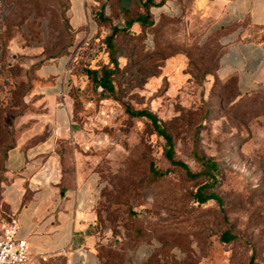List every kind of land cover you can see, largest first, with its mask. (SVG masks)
Returning <instances> with one entry per match:
<instances>
[{
  "label": "rangeland",
  "instance_id": "374dc122",
  "mask_svg": "<svg viewBox=\"0 0 264 264\" xmlns=\"http://www.w3.org/2000/svg\"><path fill=\"white\" fill-rule=\"evenodd\" d=\"M0 2V25L7 44L13 41L8 70L14 84L22 83L20 93L33 85L34 66L69 44L74 50L73 120L100 183L93 232L101 264H132L134 257L141 264H249L251 258L264 264V87L242 93L235 79L218 78V48L189 33L181 19L166 17L148 27L146 41L123 42L133 47L130 67L115 78V94L104 95L87 70L110 66L104 42L109 25H97V33L77 45L70 0ZM123 7L139 10L132 0H112L106 17L120 24ZM3 85L1 97L11 98L12 83ZM34 99L26 95L12 111L36 113L30 111L37 108ZM140 110L164 124L175 158L194 173L202 169L195 151L217 161L215 191L222 204L195 201L207 178H189L170 163L165 139L147 119L129 113ZM5 118L14 131L30 122L19 124L11 113ZM4 165L0 156V235L12 220L2 194L8 180ZM151 169L165 175L153 180ZM225 232L235 239L223 242Z\"/></svg>",
  "mask_w": 264,
  "mask_h": 264
},
{
  "label": "crops",
  "instance_id": "0c3cea01",
  "mask_svg": "<svg viewBox=\"0 0 264 264\" xmlns=\"http://www.w3.org/2000/svg\"><path fill=\"white\" fill-rule=\"evenodd\" d=\"M97 1L70 0L69 22L77 45L98 31L89 8ZM152 1L149 11L156 21L181 19L189 33L219 49L216 71L221 79L235 76L242 93L264 87V0ZM3 35L1 24L0 87L13 82L7 54L13 41L4 48ZM73 55L69 49L35 70L30 96L39 97L34 105L41 112L19 117V124L33 122L18 133L5 159L8 180L2 194L34 264H101L93 232L100 183L82 130L73 120ZM132 264L141 261L134 257Z\"/></svg>",
  "mask_w": 264,
  "mask_h": 264
},
{
  "label": "trees",
  "instance_id": "16d2710c",
  "mask_svg": "<svg viewBox=\"0 0 264 264\" xmlns=\"http://www.w3.org/2000/svg\"><path fill=\"white\" fill-rule=\"evenodd\" d=\"M112 0H99V4L92 8L91 17L96 22L99 27L109 25V33L105 35L104 42L106 44V48H108V53L110 56V66L102 65L99 67H94L92 69L87 70V75L91 78L93 83L101 88V93L104 95H113L115 94L117 87L115 83V78L120 72L127 70L130 67V63L132 61L131 55L133 54V47L129 48L124 45V41H128L129 39L139 38L141 40L146 41L148 39L147 29L154 25L156 21L150 11V5H154V1L145 0L141 2L140 0H132L133 4L139 7L138 11H133L128 7L120 8V12H122V21L120 24H113L111 18L106 17V7L111 4ZM163 1V0H162ZM161 1V2H162ZM70 7V6H69ZM166 18V17H164ZM162 18V19H164ZM160 19V20H162ZM138 25L140 30L132 31V27ZM7 41L5 38V33L3 35V47L7 46ZM70 44L62 48L60 51L50 54L48 56V60H52L69 52ZM217 48V47H216ZM219 50V49H218ZM4 51V50H3ZM218 58V57H217ZM120 59H125V63L121 65ZM45 61V62H47ZM45 62H41L40 64L33 67L34 72L41 65L45 64ZM217 69V68H216ZM12 75V74H11ZM216 76L220 78L216 71ZM13 77V76H12ZM224 79H235L237 82V78L235 76H229ZM37 78H33V85L27 91H23L20 93L21 84H14L12 82V89L10 91L11 98L0 99V156L6 159L7 152L16 146L17 137L16 133L21 131L22 129L28 128L32 124V120L28 122L24 126H20L16 131L12 130L11 127L7 124L5 115L7 113L13 114L15 117H20L25 114L24 111H20L18 113L13 112L12 110L19 107L20 104L18 101L20 100L21 104L24 102V97L26 95H31L34 84ZM238 88V84H237ZM239 89V88H238ZM36 101L39 97L32 96ZM33 112H41L37 109L30 110ZM75 111V105H74ZM73 111V114H74ZM132 116L138 118L147 119L155 132L162 136L166 141V150L165 156L170 161L173 166L179 167L187 177L189 178H198L204 176L207 178V181L200 185L194 193V199L198 203H206L209 200H214L218 204H222V200L220 196L216 193V185L219 182L220 169L218 163L213 158H206L201 155L197 151L194 153L195 159L200 162L201 171L199 173H194L190 167L182 160H178L175 158V150H174V139L173 136L167 131L164 124L159 121L157 116L150 111L140 110V111H129ZM5 172L6 167L4 165ZM152 170V169H151ZM152 179L157 180L165 175V172L158 171L153 169L152 171ZM235 239V235L225 232L221 236V240L223 242L229 243ZM97 255L101 262L102 255L97 251ZM249 264H256L254 259L251 258Z\"/></svg>",
  "mask_w": 264,
  "mask_h": 264
},
{
  "label": "built area",
  "instance_id": "2783aa9c",
  "mask_svg": "<svg viewBox=\"0 0 264 264\" xmlns=\"http://www.w3.org/2000/svg\"><path fill=\"white\" fill-rule=\"evenodd\" d=\"M18 222L12 219L0 235V264H34L27 240L17 235Z\"/></svg>",
  "mask_w": 264,
  "mask_h": 264
}]
</instances>
